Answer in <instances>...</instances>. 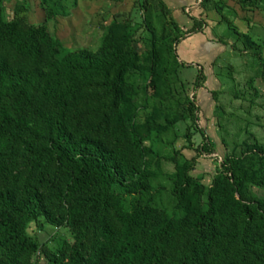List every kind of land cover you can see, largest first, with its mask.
<instances>
[{
    "label": "trees",
    "instance_id": "1",
    "mask_svg": "<svg viewBox=\"0 0 264 264\" xmlns=\"http://www.w3.org/2000/svg\"><path fill=\"white\" fill-rule=\"evenodd\" d=\"M3 13L0 0V264H34L39 244L27 229L39 219L74 240L63 241L50 264H264V201L245 197L248 184L264 189V147L248 148L249 164L221 163L204 208L189 206L190 178L180 169L173 193L184 216H169L151 205L146 151L126 107L125 73L136 55L125 26L112 24L95 52L65 53L45 24L5 22ZM201 28L195 21L167 55L178 59L176 46ZM236 36L247 50H261L249 35ZM180 66L197 67L193 86L201 88L202 68ZM170 73L162 67L151 76L165 85ZM94 85L105 109L91 124L80 106ZM186 103L195 109L194 99ZM148 122L156 132L174 123ZM201 136L195 151L209 153Z\"/></svg>",
    "mask_w": 264,
    "mask_h": 264
},
{
    "label": "rangeland",
    "instance_id": "2",
    "mask_svg": "<svg viewBox=\"0 0 264 264\" xmlns=\"http://www.w3.org/2000/svg\"><path fill=\"white\" fill-rule=\"evenodd\" d=\"M3 5L5 22L45 24L65 53L80 49L95 52L112 24L125 26L136 55L134 68L125 73L126 107L133 113L134 129L146 151L151 205L169 216H184L173 193L181 181L180 169L187 168L190 178L186 187L189 206L204 208L206 188L220 172L221 163L239 157L241 163L249 164L253 157L245 156L248 148L254 144L264 147V0H259L254 6L257 9L248 15L254 19L249 34L261 50H247L234 40L229 47H217L219 57L203 66L205 81L198 89L193 86L197 67L181 68L179 59L173 60L166 52L171 41L185 36L190 27L177 23L162 4L148 0H3ZM213 56L210 53L207 58ZM162 67L171 70L165 85L151 76ZM98 92L95 85L88 88L80 106L81 117L91 124L105 109ZM186 99L195 100V109H190ZM152 117L159 124L166 120L174 123L156 132L149 128ZM201 133L209 140V153L195 151L203 141ZM245 192L246 200L264 201L263 188L248 184ZM131 202L132 198L126 197V207ZM27 233L39 244L34 264H50L48 256L63 241L74 243L67 228L51 227L43 219L29 224Z\"/></svg>",
    "mask_w": 264,
    "mask_h": 264
},
{
    "label": "crops",
    "instance_id": "3",
    "mask_svg": "<svg viewBox=\"0 0 264 264\" xmlns=\"http://www.w3.org/2000/svg\"><path fill=\"white\" fill-rule=\"evenodd\" d=\"M148 1L162 4L177 23L186 27L191 28L195 21L202 24L198 33L186 37L175 50L182 64L199 65L202 70L205 64H210L219 57L217 47H229V42L236 40V34L250 36L249 27L254 24V19H250L248 15L255 7L247 0H205L201 3H197L196 0ZM224 24L227 27H224ZM243 25L247 27L245 30L242 29ZM250 38L254 41L252 36ZM219 40L224 44L219 43ZM210 53L214 56L209 60L207 57Z\"/></svg>",
    "mask_w": 264,
    "mask_h": 264
},
{
    "label": "built area",
    "instance_id": "4",
    "mask_svg": "<svg viewBox=\"0 0 264 264\" xmlns=\"http://www.w3.org/2000/svg\"><path fill=\"white\" fill-rule=\"evenodd\" d=\"M203 0H196L197 3H201Z\"/></svg>",
    "mask_w": 264,
    "mask_h": 264
}]
</instances>
